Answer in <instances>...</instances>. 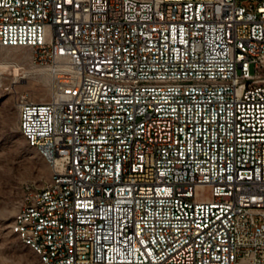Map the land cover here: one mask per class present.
<instances>
[{
	"label": "built area",
	"instance_id": "1",
	"mask_svg": "<svg viewBox=\"0 0 264 264\" xmlns=\"http://www.w3.org/2000/svg\"><path fill=\"white\" fill-rule=\"evenodd\" d=\"M10 47L59 75L19 104L50 264H264V0H0Z\"/></svg>",
	"mask_w": 264,
	"mask_h": 264
},
{
	"label": "rangeland",
	"instance_id": "2",
	"mask_svg": "<svg viewBox=\"0 0 264 264\" xmlns=\"http://www.w3.org/2000/svg\"><path fill=\"white\" fill-rule=\"evenodd\" d=\"M30 56L28 48L0 50V264H39L38 256L12 232L11 225L29 195L26 192L42 186L52 174L50 163L20 131L19 104L22 97L51 100L58 92L59 75L47 64H35ZM259 73L264 76V68Z\"/></svg>",
	"mask_w": 264,
	"mask_h": 264
},
{
	"label": "bare ground",
	"instance_id": "3",
	"mask_svg": "<svg viewBox=\"0 0 264 264\" xmlns=\"http://www.w3.org/2000/svg\"><path fill=\"white\" fill-rule=\"evenodd\" d=\"M14 72H15V75L16 74L18 75L19 67L16 66L14 68ZM20 123H21V113H20V118H19V124ZM20 131H21L23 137L26 139L28 145L30 147L36 148L37 151L50 163V165L52 167V161L50 159V156L48 153H46V151L43 150V147L40 146L39 144H35L33 142V140L31 139L30 133H26L25 130H21V129H20ZM47 182H52V174H51V178ZM28 203H29V195H27L25 197V200L23 201V203L19 207L17 213L15 214L13 223L11 225V230L13 233H15L23 241V243L26 246L30 247L32 249V251L38 256L39 264H50V258H48V256L45 255V252L42 251L41 248H37L36 243L27 238V232L22 231V229H21L20 219H21V217H23L25 215L26 210L28 208Z\"/></svg>",
	"mask_w": 264,
	"mask_h": 264
}]
</instances>
